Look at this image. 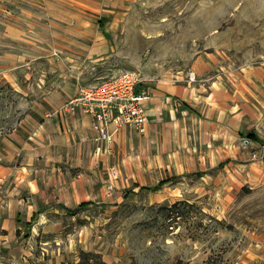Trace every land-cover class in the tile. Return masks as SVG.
<instances>
[{
  "label": "crops",
  "instance_id": "1",
  "mask_svg": "<svg viewBox=\"0 0 264 264\" xmlns=\"http://www.w3.org/2000/svg\"><path fill=\"white\" fill-rule=\"evenodd\" d=\"M103 10L88 0H0V81L31 96L37 114L0 143L2 238L17 237L24 222L46 221L61 206L117 203L131 189L161 183L149 191L151 203L190 200L197 184H232L233 176L264 173L253 159L254 140L243 137L255 125L247 116L252 88L245 77L235 88L220 80L188 84L187 74L177 75L180 82L148 80L139 86L149 90L145 132L126 127L113 144L95 140L93 117L64 106L95 76L88 66L106 60L109 44L98 23ZM115 164L120 177L109 195Z\"/></svg>",
  "mask_w": 264,
  "mask_h": 264
},
{
  "label": "rangeland",
  "instance_id": "2",
  "mask_svg": "<svg viewBox=\"0 0 264 264\" xmlns=\"http://www.w3.org/2000/svg\"><path fill=\"white\" fill-rule=\"evenodd\" d=\"M88 1L104 8L98 23L109 52L104 63L88 66L97 72L80 85L129 70L141 75L139 86L173 77L197 86L220 80L235 88L245 77L252 88L247 116L255 125L243 137L254 140L253 159L264 171V0ZM186 74L185 80L177 77ZM30 97L0 81V143L34 115ZM113 166L118 175L110 172L109 195L120 177ZM231 181L197 184L190 200L151 203L149 191L161 183L131 189L117 203L61 206L46 221L32 227L24 222L17 237H0V264H264V173Z\"/></svg>",
  "mask_w": 264,
  "mask_h": 264
},
{
  "label": "built area",
  "instance_id": "3",
  "mask_svg": "<svg viewBox=\"0 0 264 264\" xmlns=\"http://www.w3.org/2000/svg\"><path fill=\"white\" fill-rule=\"evenodd\" d=\"M191 78L195 79V74H191ZM141 82V75L129 70L106 80L82 84L78 95L67 103L66 108L71 111L83 108L93 117L95 140L113 144L120 130L135 127L145 132L150 122L145 105L149 94L139 91ZM254 156L258 157V153ZM110 172L116 177L117 167L112 166Z\"/></svg>",
  "mask_w": 264,
  "mask_h": 264
},
{
  "label": "trees",
  "instance_id": "4",
  "mask_svg": "<svg viewBox=\"0 0 264 264\" xmlns=\"http://www.w3.org/2000/svg\"><path fill=\"white\" fill-rule=\"evenodd\" d=\"M85 205H87V204L85 203V204H82L81 206H85Z\"/></svg>",
  "mask_w": 264,
  "mask_h": 264
}]
</instances>
